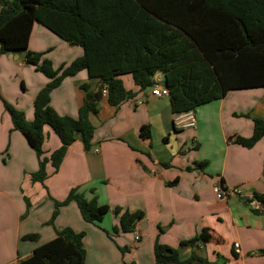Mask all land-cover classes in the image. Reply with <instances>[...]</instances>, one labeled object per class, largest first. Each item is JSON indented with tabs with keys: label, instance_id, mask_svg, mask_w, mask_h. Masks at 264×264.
<instances>
[{
	"label": "crops",
	"instance_id": "0c3cea01",
	"mask_svg": "<svg viewBox=\"0 0 264 264\" xmlns=\"http://www.w3.org/2000/svg\"><path fill=\"white\" fill-rule=\"evenodd\" d=\"M48 32L34 24L28 50L47 54L60 49L67 56H59L60 67L82 55L81 48L55 35L53 39ZM3 55L2 69L11 74L19 68L25 95L12 96L0 83V100L31 121L34 98L48 79L23 61L12 64V56L18 61L20 54ZM157 76L163 84L162 76ZM131 78L123 75L120 80L134 98L118 108L102 98L97 114L90 117L94 126L90 149L85 151L81 141H75L57 172L47 164L42 184L29 178L38 169L37 158L13 130L0 101V264H17L28 258L64 228L85 234V264H153L155 243L178 251L180 261L195 254L210 264H264L263 204L255 198L264 197V139L250 149L232 140L252 135L251 118L264 120V87L230 91L195 109L193 127L176 128L168 96L153 97L152 87L139 91ZM29 80H33L30 86ZM84 87L93 93L100 83L88 78L85 70L64 78L50 94L51 107L60 116L77 118L86 94ZM142 126L150 127L149 138H141ZM44 133L43 151L48 157L60 142L51 128L45 127ZM202 161L205 168L197 170L195 165ZM215 185L238 188L243 197L217 200L212 193ZM73 188L85 199L95 198L110 209L99 225L86 223L75 203L61 207L53 225H47L54 201H62ZM114 208L140 211L143 218L132 233L111 240L105 232L118 226V218L111 212ZM203 229L209 230L208 242L181 247V242ZM32 234L38 236L36 241L22 240ZM235 243L239 253L234 250ZM119 248L127 252L122 254Z\"/></svg>",
	"mask_w": 264,
	"mask_h": 264
},
{
	"label": "trees",
	"instance_id": "16d2710c",
	"mask_svg": "<svg viewBox=\"0 0 264 264\" xmlns=\"http://www.w3.org/2000/svg\"><path fill=\"white\" fill-rule=\"evenodd\" d=\"M34 24L81 48L82 55L54 70L43 54L28 50ZM6 53H23L24 65L48 79L34 98L31 121L2 101L13 130L37 158L38 169L29 178L42 184L47 164L57 172L75 141L80 140L85 151L90 149L94 132L90 117L97 114L102 87L107 89V103L114 108L134 98L120 80L123 75H131L139 91H144L160 74L174 116L220 100L230 91L264 87V0H13L0 4V55ZM83 70L88 78L98 80L99 89L90 93L84 87L86 94L77 118L58 115L50 105L51 92L64 78ZM251 121L252 135L235 136L234 144L250 149L264 139V120ZM45 127L51 128L60 142L48 157L43 151ZM139 133L141 138H149L150 127L142 126ZM195 166L202 171L206 162ZM255 198L264 206L263 196ZM69 203H75L82 219L93 225H99L110 212L95 198L87 200L73 188L62 201H54L47 225H53L58 210ZM111 212L118 218V226L105 232L111 240L133 232L143 218L140 211L114 208ZM84 237L83 232L64 228L17 264H85ZM37 239L35 234L22 237L23 241ZM209 239V230L203 229L180 245L193 247ZM119 250L127 252L126 248ZM153 256V264H210L195 254L180 261L178 251L158 243Z\"/></svg>",
	"mask_w": 264,
	"mask_h": 264
},
{
	"label": "built area",
	"instance_id": "2783aa9c",
	"mask_svg": "<svg viewBox=\"0 0 264 264\" xmlns=\"http://www.w3.org/2000/svg\"><path fill=\"white\" fill-rule=\"evenodd\" d=\"M11 1L13 0H0V4L8 3ZM157 77V75L154 76V85L151 89V95L153 97L168 96L167 89L164 87L163 84H161ZM101 95L103 98H106L107 89L105 87L102 89ZM173 124L176 128L193 127L195 124L193 111H189L184 114L175 116ZM212 193L217 200H226L229 197H243L238 188L223 189L220 185L213 186ZM262 211L264 212V206L262 207ZM136 240H138V237H136ZM234 250L236 253H239V246L237 243L234 244Z\"/></svg>",
	"mask_w": 264,
	"mask_h": 264
},
{
	"label": "rangeland",
	"instance_id": "374dc122",
	"mask_svg": "<svg viewBox=\"0 0 264 264\" xmlns=\"http://www.w3.org/2000/svg\"><path fill=\"white\" fill-rule=\"evenodd\" d=\"M49 35L53 39H56L55 38L56 36L54 37L53 34L49 33ZM51 50L47 54L46 53L45 54L41 53V54H43V59L50 61L52 64V68L54 70H56L60 67V64H61V62L59 60V56L63 55V58H67V56L65 53H62V51L60 49H55V50L51 49ZM3 56L6 57V55H3ZM20 57L21 58L17 61V60H14V55H13L12 56V64L17 63L19 61H23V59H24L23 53L20 54ZM2 68L3 67H2L1 62H0V83L3 87V89H5L7 92H9L10 95H12V96H17L19 98L24 97L25 94L21 91L22 79H21V76L19 74V72H20L19 68H18V71H15L14 73L10 72L11 74L7 73V70H4ZM30 82H33V80L27 81L28 86H30ZM0 101L2 102V101H4V99H2ZM5 102H7V101H5ZM7 103L10 104L9 102H7ZM10 105H12V104H10ZM195 111L196 110L193 111V114ZM7 217H10V213H8Z\"/></svg>",
	"mask_w": 264,
	"mask_h": 264
}]
</instances>
